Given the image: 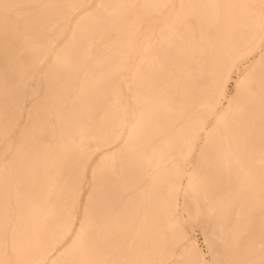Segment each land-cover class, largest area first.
<instances>
[{
	"label": "bare ground",
	"instance_id": "1",
	"mask_svg": "<svg viewBox=\"0 0 264 264\" xmlns=\"http://www.w3.org/2000/svg\"><path fill=\"white\" fill-rule=\"evenodd\" d=\"M0 264H264V0H0Z\"/></svg>",
	"mask_w": 264,
	"mask_h": 264
},
{
	"label": "rangeland",
	"instance_id": "2",
	"mask_svg": "<svg viewBox=\"0 0 264 264\" xmlns=\"http://www.w3.org/2000/svg\"><path fill=\"white\" fill-rule=\"evenodd\" d=\"M229 88L231 91L233 90V83H231L229 85ZM192 235L198 241V244H199L200 248L202 249V251L204 252V254L206 255L207 259H209L210 258L209 250H208L207 244L204 240V236H203L201 230L199 229V227H197V228L195 227L193 229Z\"/></svg>",
	"mask_w": 264,
	"mask_h": 264
}]
</instances>
